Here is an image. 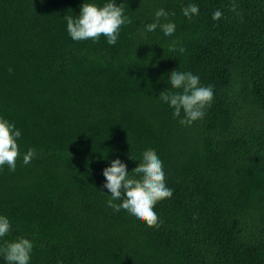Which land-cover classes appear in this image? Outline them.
<instances>
[{
    "label": "trees",
    "instance_id": "16d2710c",
    "mask_svg": "<svg viewBox=\"0 0 264 264\" xmlns=\"http://www.w3.org/2000/svg\"><path fill=\"white\" fill-rule=\"evenodd\" d=\"M0 264H264V0H0Z\"/></svg>",
    "mask_w": 264,
    "mask_h": 264
}]
</instances>
